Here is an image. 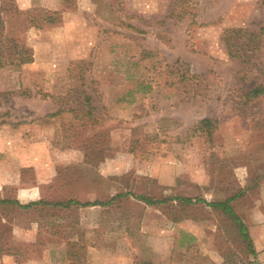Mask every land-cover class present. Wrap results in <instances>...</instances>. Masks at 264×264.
<instances>
[{
	"label": "rangeland",
	"instance_id": "rangeland-1",
	"mask_svg": "<svg viewBox=\"0 0 264 264\" xmlns=\"http://www.w3.org/2000/svg\"><path fill=\"white\" fill-rule=\"evenodd\" d=\"M6 1L0 198L130 195L0 203V264H264L225 212L196 201L241 190V214L264 174V94L248 96L264 86V0ZM33 8L60 13L28 26ZM14 43L31 62L17 64Z\"/></svg>",
	"mask_w": 264,
	"mask_h": 264
},
{
	"label": "trees",
	"instance_id": "trees-1",
	"mask_svg": "<svg viewBox=\"0 0 264 264\" xmlns=\"http://www.w3.org/2000/svg\"><path fill=\"white\" fill-rule=\"evenodd\" d=\"M69 1V0H67ZM5 4V5H4ZM3 6L6 7H12L13 5L10 3V0H7L6 2H4ZM36 8L33 10H26L24 12V18L26 20V22L28 23V26H35V27H40L45 23H53L57 20V16L60 12L58 11H48V10H42L39 9L38 12H35ZM1 25V22H0ZM260 31H262L260 29ZM229 35H227V43L228 45H232V42L234 40H236V36L238 33L241 32L240 29L237 30H228ZM260 33V32H259ZM259 36L258 34H254V33H250V37H257ZM4 39L7 40H13L14 39H9L7 37H4ZM6 40V41H7ZM12 41V42H13ZM0 42H1V37H0ZM13 46L15 48H18V50H16L17 54L19 55V58L17 59V64H24V63H28L31 62L32 58L29 56V49L25 46H20L17 43H14ZM231 56H235L238 57V53L234 52V53H230ZM264 94V86L262 85H258L256 87H253L249 93L248 96L251 97H257L259 95ZM211 121L208 118H203L199 121L198 124H206L205 127L208 128L209 130V126L211 125ZM197 128V126H195ZM210 134V132L208 133ZM242 191H236L235 193L229 195L227 198L225 199H221V200H210V201H205L204 199H200L197 198L196 201H201V202H206L207 205L211 206L212 208L215 209H219L223 212H225L236 224L239 234L241 236V238L247 242V246L248 249L251 253H255L254 249H253V244H252V239L248 233L247 230V226L245 225L244 221L242 220L241 216L235 211L234 206L232 205V201L236 200L239 196H241ZM130 195V193H118V194H114L113 196H111L109 199L107 200H94V201H86V202H78L76 200L73 199H68L67 201H55V202H49V201H44L41 199L38 200H33L30 201L27 204H20L18 203L17 200H10V199H1L0 198V203H15V204H19L21 207L23 208H29V207H37V206H60V207H70L71 205H78L80 207H85V206H110L111 204H113V202L116 199H119L120 197L123 196H128ZM178 198L182 201H184L185 203H191L192 202V198L190 197H173V199ZM136 199H139L141 201H143L146 204L149 205H154V204H160L163 203L166 198H162V199H154L152 197L149 196H145V195H138L136 196Z\"/></svg>",
	"mask_w": 264,
	"mask_h": 264
},
{
	"label": "crops",
	"instance_id": "crops-1",
	"mask_svg": "<svg viewBox=\"0 0 264 264\" xmlns=\"http://www.w3.org/2000/svg\"><path fill=\"white\" fill-rule=\"evenodd\" d=\"M46 153H48L46 151ZM79 153H84L79 151ZM252 196L253 203L248 208L243 202L241 218L247 226L248 233L252 239L253 249L257 257L264 259V174L258 179ZM243 198V196H241ZM240 198V199H241Z\"/></svg>",
	"mask_w": 264,
	"mask_h": 264
}]
</instances>
